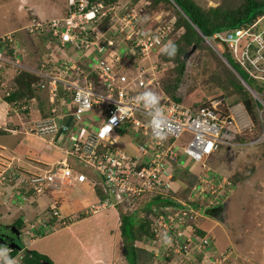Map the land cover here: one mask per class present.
Returning <instances> with one entry per match:
<instances>
[{"label":"built area","instance_id":"2783aa9c","mask_svg":"<svg viewBox=\"0 0 264 264\" xmlns=\"http://www.w3.org/2000/svg\"><path fill=\"white\" fill-rule=\"evenodd\" d=\"M106 18L110 21L109 26L94 30ZM115 19L121 22L120 26L114 24ZM144 28L137 21L136 12L129 11L117 18L114 5L105 0H68L64 16L45 22L33 19L29 28L31 36L48 30L55 37L52 44L59 43L61 51L72 46L85 58L94 47L99 52L112 54L114 64L106 58H99L85 69L68 57L55 67L53 73L43 63L39 68L23 64L17 41L11 34L0 39V74L10 68L39 76L42 82L37 89L47 91L49 116L33 122L30 132L38 136L48 135L50 142L64 144L60 147L64 156L47 170L14 173L20 184L19 191H16L21 201L27 202L41 194L52 197L55 191L85 181L96 187L95 180L74 173L68 161L70 158L100 175L108 196L98 198L83 212L69 215L61 212L59 201L53 196L48 207L32 224H24L20 241L26 244V239L32 241L42 232L52 231L57 226L65 227L84 216L116 210L120 205L129 209L144 194H152L173 201L154 210L153 234L147 238L146 244L157 259L155 264H224L231 259L232 250L217 251L212 237L208 238L201 229L203 234L197 233V223L209 217V209L223 203L226 190L231 187L228 178L212 171L208 160L223 146L235 148L264 142V14L247 27L215 33L204 39L210 43L218 38L220 42L215 43L223 50L224 43L227 47L224 54H228L255 86L237 75L240 84L257 104L259 133L245 144H240V139L247 131L251 132L254 125L244 107L242 111L246 117L240 119L242 115L238 117L241 113L235 108L227 109L228 114L223 112L221 100H210L194 110L162 91L156 77L159 63L149 60L168 44L172 27ZM118 31L124 33L121 43L124 48L139 50L137 66L134 62L129 65L137 68L135 77H128L116 68L120 57L115 52L118 46L113 37ZM58 85L70 91L67 93L69 112L66 108L63 113L57 110ZM4 92L8 97V89ZM24 103V100L20 102L23 110L27 106ZM10 105L12 108L17 106L14 101ZM68 117L69 123L62 121ZM70 123L72 127H69ZM23 125L7 132L28 134ZM127 131L132 134L134 154L116 146V134ZM186 134L190 138L182 146L178 140ZM188 161L200 168L197 183L191 186L187 198H173L177 192L174 182L181 165ZM7 179L5 170H2L1 195ZM12 250L9 244H0V262L7 264L13 260L14 264H22L23 250L11 256Z\"/></svg>","mask_w":264,"mask_h":264},{"label":"rangeland","instance_id":"374dc122","mask_svg":"<svg viewBox=\"0 0 264 264\" xmlns=\"http://www.w3.org/2000/svg\"><path fill=\"white\" fill-rule=\"evenodd\" d=\"M65 1L66 0H0V39L5 38V35L10 36L11 34L12 38L15 41H18L20 45L22 43L24 44L25 41L22 39V37L24 35L27 36V33L31 35V33L29 32V28L33 20L32 18L36 17V19H38L39 21H46L56 15L59 16L65 14V12H67V3ZM241 1L242 0H195V2H198L199 4L203 5V7L205 8L225 5L226 9L229 7L233 8L235 6H238L241 3ZM169 12H172L171 7L167 5L165 7L163 5H158L156 11L151 12V14L153 17L160 19L161 17L167 15ZM139 23L142 24L143 27L148 28V29L144 28L145 30H149V26L155 24L154 22L151 25L146 24L145 21H141ZM26 28L28 31L26 30ZM123 37H124L123 32L118 31L115 34L113 40L115 41V44L117 46L122 45L121 43ZM210 43L204 40L203 43H200V45L195 48V51L190 53L188 56L185 55L188 52H190L191 48L184 47L185 50V53L183 55V63L185 67L184 72L183 75L180 77L181 81L178 86V91L171 92V94H174L175 96L177 95L179 98H181L183 104L186 106H190L192 104H198L197 106H200L208 103L210 100H221L222 101L221 110L223 112L228 114L227 109L235 108V110L237 109L241 113L238 115V117L242 115L240 119H245L246 115L243 113L244 111H242V108L244 106L242 104V101L237 99L238 98L237 94L225 91L226 87L222 89L223 82L226 83L225 75L227 74L226 73L227 65L225 59L226 60L228 59L230 66L234 69L237 75L241 74V76L246 80L247 78L244 75L245 73L241 71L240 68L232 60H230L229 56L224 54L225 52L223 48H219V46L212 40L210 41ZM126 53H128L131 57L132 51L130 52L129 50L126 51ZM156 57H155L156 61L157 60L162 61V63H160L161 66H159V64L157 65L158 68H157L156 77L172 79V81H174L177 78V72L175 70L177 64L175 60L173 62L172 60L166 61L167 59L163 58L159 54ZM155 58L153 60H155ZM126 59L125 62H128V60ZM120 69H123L121 70V72L126 74L128 77H135L137 75V68L135 69L132 66H127V64H125V66L121 65ZM11 71L12 73L9 74V76L11 77L10 80L8 81L9 83L7 82L6 87L1 86L2 80L0 77V91H2L1 92L2 95H0V97H2V99H3L4 89L12 88V84L15 82L14 81L15 77L18 76L19 73L21 72V70L19 69L17 70L12 69ZM234 71L232 70L235 76L234 78L235 80H237L236 81L237 84L241 85L240 80L238 76L234 73ZM229 91H236V90L233 87H229ZM242 93L246 94V96H248L252 100L257 114V107L250 93L247 91ZM165 94L168 97L169 95H171V94L168 95V93ZM39 97H41L40 99L42 100L43 95L40 94ZM42 101L44 102V100ZM29 103L31 105V102ZM46 106L47 105L44 106L43 103V113L40 112L41 109L39 110L38 108L34 107L33 110L30 111V113L36 115V117H34L32 120H25L24 122H20V124L23 125L24 123L23 126L26 127L29 135L31 134L35 135L40 140L44 139L45 143L47 144L48 142L49 145V144H54V142H50L49 140L50 136L48 135L38 136L34 132L33 133L30 132V130L32 129L31 127H33V122L39 121L40 117H43L42 115H45L47 110ZM11 114L12 113H10V108H9V115ZM31 114L27 116L28 114L24 113L22 116H27L26 118H29ZM234 114L236 115V113ZM257 121H258V115H257ZM254 122L252 121L253 125ZM28 123H30L31 125ZM68 125L69 127H72V123ZM17 128H18V124L14 125L13 127H8L5 130L17 129ZM1 130H3L2 126L0 132H2ZM88 132H89L88 130L85 131V136H84L85 138L88 136ZM258 133H259L258 130H256V135ZM189 138H190L189 135L187 134L183 135L179 138L178 143L184 146L189 140ZM28 140L29 142L33 143L32 137H28ZM125 143L131 145L132 134H130L129 131H127V133H122V134L117 133L116 146L118 148L131 151V153L134 154L135 151L132 150L131 147L128 148V146H126ZM245 143L248 142L244 141L241 142L240 144H245ZM54 145L56 146L55 148H60L64 146L63 143L54 144ZM256 145H261V146L258 149L254 148V145H247V146L243 145L235 148L223 146L207 162V164L211 169L213 167L214 170V166L218 167L217 169L219 171H222L226 174L223 175V177L228 178L229 176H231L230 178L234 179L236 183H238L237 186H232L226 190L227 194L228 193L231 194L229 199H227L229 201L228 209H229L230 224L227 223V226H223L217 221H215L213 217H209L213 220L212 222L214 223L216 222L217 226H215L212 230H210L209 233H206V236L208 238L212 237L214 247L216 246L218 247V249L216 248L217 251H222L224 249L232 250L231 259L224 264H264V142L258 143ZM63 156L64 155L62 154V157ZM57 161L58 160L53 162L41 163L39 161L33 160V163L36 164V168H37L36 170H40L41 172H43ZM75 163L76 162L73 160V158H71L70 159L71 166L73 165L74 167H76V169H78L79 172L83 173L87 178H92L97 176V178L95 179L96 183L97 184L101 183L102 177L100 175L98 176L95 171L88 169L80 164H78L79 165L78 166ZM215 163H217L218 165H215ZM195 166H197V164H195ZM192 169H195V167H192L191 171ZM32 170L28 169V171L25 170H21V171H23L25 174L27 172H33ZM182 174L185 175L186 173L183 171ZM196 177L197 174L194 180H191V178H189L188 182L191 180L190 184L185 180L182 181L181 179H177V184L180 187L178 189V192L173 195L183 199L187 198L191 194V186L197 183V181L195 182ZM13 180L14 182H16V185L20 188V184L16 180V177H13ZM9 181L11 180L8 178L6 183H4V186H6V184H8ZM64 190L65 189L62 188L60 191H55L52 197L54 196L57 199V201L61 200L60 194H62ZM40 196L47 197V195L45 194H41L39 195V197ZM1 197L2 195L0 194V198ZM230 200L232 201L230 202ZM158 203L159 204L162 203L161 200H159ZM152 204L153 201L150 202L149 205L145 204L146 209L150 208ZM21 205L23 206L26 205L25 208H27L31 204L22 202ZM37 217L27 220L28 223L32 224V222L35 221ZM132 219L134 218L132 217ZM226 220H227V214H226ZM0 224L2 223L0 222ZM197 225L204 226V224L202 225V223L200 224V222H198ZM8 226H12V224ZM60 228H62V226L55 227V229H60ZM205 228L209 229L206 226ZM9 234H10L9 228L4 225H0V235L8 236ZM45 234L47 233L42 234V236ZM22 244L23 245L21 246L23 247L24 250H28L29 246L31 245L29 240L27 239H26V244L24 243ZM251 247H255L252 249H255V251H257L254 257L255 259L254 258L251 259L252 258L250 254ZM246 253L248 254L247 257L248 260H246ZM0 264L3 263L0 262Z\"/></svg>","mask_w":264,"mask_h":264},{"label":"crops","instance_id":"0c3cea01","mask_svg":"<svg viewBox=\"0 0 264 264\" xmlns=\"http://www.w3.org/2000/svg\"><path fill=\"white\" fill-rule=\"evenodd\" d=\"M61 16H64V14L59 16L56 15L50 19ZM22 39L26 42L28 53L35 52L36 54V56L32 58L31 62L28 61L32 64V68H39V64L41 62L39 63L38 60H41V56H43L44 60L47 57L48 61L42 63L46 65L47 70L51 73L54 72V69L57 65L61 64L60 62L68 59V57H70L69 60L75 62L85 69H88L89 63L99 58H106L109 62L114 64L113 58H111L112 54L110 56L108 53L105 54L106 52H99L98 49L94 47L87 52L85 58H82V55L77 53L76 49L72 46L67 47L63 52L58 48L60 45L59 43H43L39 36L30 37L28 35H24ZM123 45L118 46V48L115 50L117 55L120 57V60L118 61L120 64H116V68L120 71L123 70L120 69L121 65L125 66V64H127V66H129L130 62H133V55L131 54L130 57V55L126 53L128 50L124 48ZM25 52L26 49H24V53ZM155 57L156 56L151 57L149 62H155L157 58ZM154 58L155 60H153ZM125 59L128 60V62H125ZM24 64L29 66L26 63ZM11 70H4L1 72L0 76L2 80V87H6L7 82L10 80L11 76H9V74L12 73ZM13 84L12 87L15 86V82ZM1 92L2 91H0V95H2ZM56 92L58 97L55 104L58 112L60 111V113H63L65 108L69 112L70 98L67 93L70 91L65 90L62 85H58ZM4 93L5 92H3V99L0 97V129L1 126L3 127V130H1L2 132H0V172L5 170L6 176L11 181H9L6 186H4L2 197L0 198V222L2 223L0 225L8 226L13 224L16 220H21V222H23L24 220H29L41 215L53 198L49 196H35L32 197L29 202L21 201L20 196L17 194V191H19L20 188L13 180V177H15L14 173L19 170L28 171V169H34L32 170L33 172L37 171L36 164L33 163V160L39 161L41 163L53 162L60 160L63 153L61 148H55V143L48 145V142L46 144L44 139H41V141L35 135L24 134L23 132L17 131L15 133H6V128L13 127L17 124L20 127V122L32 120L34 117H36V115L21 109V106L12 108L10 102L6 101V96H4ZM39 93L43 95L42 100H44V104L47 105L46 113H48V117L50 106L48 105L46 98L47 94L46 92L41 91L38 92V94ZM9 108L10 113H12L11 115H9ZM24 113H27V116L31 114V116L26 118L27 116H22ZM62 121L69 123L70 118H64ZM28 137L33 138V143L29 142ZM125 145L128 146V148H132V146L128 143H125ZM124 150L128 153H131V151L126 149ZM70 159H68L69 164ZM75 164L78 165L77 163ZM215 165L218 164L215 163ZM71 167L74 173H81L73 165ZM192 167H195V169H192L191 171ZM217 168L218 167L214 166L213 170L212 167V171L215 174L219 176L226 175ZM180 169V173H177L178 176L174 182V189H177V192L180 187L177 184V179L188 182L189 178L194 180L196 174L198 175L200 173L199 166H195V164L189 163V161L188 163L186 162L185 164H182ZM183 171L186 173L185 175L182 174ZM96 178L97 176L92 177L91 179L95 180ZM191 180L188 182L189 184ZM60 197L61 200H59V203L61 205V212L67 215L71 213L83 212L86 210V208H88V206H90L92 203H95L99 198L96 194L95 186H92L88 181L77 183L73 187L66 188L62 194H60ZM173 198L180 197L174 195ZM231 201L232 200H230V202ZM22 202L29 203L31 205L25 208L26 205H21ZM225 212L227 214V223H229L230 217L228 206L226 207ZM212 221L213 220L209 217L204 218L203 220L201 219L199 222L200 224L202 223V225L204 224V226H199V228L205 233H209L210 230L217 226L216 222L214 223ZM205 226L209 229H206ZM29 242L31 245L29 246L28 250H34L39 254L48 257L53 264H126L121 259L123 242L119 229V217L117 210L115 209H109L97 215L84 216L83 218L76 220L65 227L60 229L54 228L53 231ZM214 248L218 249L217 246ZM252 248L255 247H251L250 249V254L252 256L251 259H253L257 253V251ZM247 257L248 254L246 253V260H248Z\"/></svg>","mask_w":264,"mask_h":264},{"label":"trees","instance_id":"16d2710c","mask_svg":"<svg viewBox=\"0 0 264 264\" xmlns=\"http://www.w3.org/2000/svg\"><path fill=\"white\" fill-rule=\"evenodd\" d=\"M94 1V0H92ZM114 5L116 16L120 18L121 16L127 14L129 11H134L137 13V21H145L146 24H153L149 26V29L152 28H160L165 29L166 27H172V35L168 39V47H163L161 49V55L163 58H166V61L172 62L175 60L177 66L175 68L177 72V78L172 81V79L158 78L157 82L162 89L163 92L171 94V92H177L178 86L180 84V77L184 72V63H183V55L185 53L184 47L196 46L198 47L200 43H203L205 36L210 38L215 33H223L229 31L231 29H238L241 27H247L251 25L258 17L264 14V0H242L238 6L233 8H227L226 6H216V7H203V5L195 2V0H105ZM158 5H163L164 7L167 5L172 8V12H169L164 17L160 19H155L152 16L151 12L156 11ZM67 12H65L66 14ZM166 13V12H165ZM32 19H36L33 17ZM38 20V19H36ZM39 21V20H38ZM42 22V21H41ZM110 21L108 18L104 19L103 22L94 28L98 30H103L108 27ZM114 24L117 26L121 25L119 20H114ZM92 26H90L91 29ZM28 31V30H27ZM29 36V35H28ZM40 40L43 43H52L55 40V37L48 30L42 31V34L38 35ZM175 46V53L173 55H169L171 51V46ZM19 49L23 53V63L32 67L31 62L32 58L36 56L35 52H29L26 47V42L23 44H19ZM24 49L26 52L24 53ZM11 49H9V53L11 54ZM45 55V54H44ZM133 62L137 66V60L140 57V53L138 48L133 49ZM158 55V54H157ZM228 56V54H226ZM41 60L38 62L42 63L48 61L47 57L43 58L41 56ZM231 60V59H230ZM228 62V59H227ZM40 63V64H41ZM159 66L162 61L158 60ZM235 63V62H234ZM39 64V65H40ZM229 64V62H228ZM236 64V63H235ZM227 65V64H226ZM237 65V64H236ZM233 66V64H232ZM238 66V65H237ZM225 67V66H224ZM228 67V68H227ZM239 67V66H238ZM240 68V67H239ZM226 83L223 82V87H225V91L232 92L237 94L240 101L244 106L246 113L249 115L251 121L254 122V129L251 132L245 133L240 141H247L256 135V130L258 127L257 114L255 111V106L252 100L243 94L242 92H246L244 88L237 84V80H235V76L231 70V68L226 66ZM233 69V68H232ZM234 70V69H233ZM241 71H243L240 68ZM244 72V71H243ZM246 76V74H244ZM241 76V74H239ZM241 78H243L241 76ZM247 78V76H246ZM244 79V78H243ZM245 80V79H244ZM15 86L8 89L9 96L6 97V101L15 102L18 107L21 106L20 102L25 101L26 112H30L34 107L38 108L41 113H43V101L39 97L40 92L37 87L42 82L39 76L31 75L26 72H20L18 76L15 77ZM250 85L254 86L252 82L248 81V78L245 80ZM229 87H233L236 91H229ZM255 87V86H254ZM259 89V88H258ZM260 90V89H259ZM47 92V91H41ZM169 97L177 102L183 103L181 98L174 94L169 95ZM27 101L31 102L28 104ZM34 103V104H32ZM37 103V104H35ZM198 104H192L189 107L192 109H196L200 106ZM257 105V104H256ZM45 106V104H44ZM259 106V105H258ZM260 107V106H259ZM48 113L42 115L43 118L47 117ZM257 121V122H256ZM252 134V136H251ZM261 145H254V148L258 149ZM232 175V174H231ZM228 177L231 187L237 186L238 183L234 179ZM103 184H97L96 194L99 198L108 197L107 194L103 190ZM230 193L225 196V199H229ZM161 200L162 203H158ZM153 201V204L150 208L146 209L145 204H150ZM173 203L171 199H165L163 196H155L144 194L141 198L137 199L131 208H124L122 205L117 206L116 210L119 216V229L123 242V249L121 254V259L126 264H155L156 260L152 252L150 251L149 246L146 244V240L148 237H151L152 226L155 219V209H161L164 205H168ZM219 207H213L207 211V215L209 217H213L216 212L219 210ZM132 217L134 219H132ZM21 220H16L12 226L15 228L21 227ZM7 227V226H6ZM197 227V233L203 234L202 231ZM15 240V239H14ZM19 240H15L18 246L16 249L11 251V256H16L19 250H23L21 243ZM5 244H9L8 240L4 241ZM24 255L22 257V264H53L52 261L44 256L39 254L34 250H23ZM169 260V257L166 258Z\"/></svg>","mask_w":264,"mask_h":264},{"label":"water","instance_id":"95a60500","mask_svg":"<svg viewBox=\"0 0 264 264\" xmlns=\"http://www.w3.org/2000/svg\"><path fill=\"white\" fill-rule=\"evenodd\" d=\"M205 39V36H202ZM215 42H220L219 39L217 38L215 40ZM225 52H227V47L224 43H222ZM196 46H192L190 52H188L185 56H188L190 53L195 51ZM184 56V57H185ZM226 64L232 69V67L230 66V64H228V62L225 60ZM234 71V70H233ZM234 73L237 75V73L234 71ZM239 78V77H238ZM229 201L226 199L223 201V203L220 205L219 210L216 212V214L213 216V218L215 219V221H217L218 223H220L223 226H227V220H226V207L228 206ZM10 234L7 235H0V244L3 243L5 240H8L9 242V246L12 249H16L18 246L17 242H15V240H17V237L19 235V232L17 229H15L14 227H10ZM15 239V240H14Z\"/></svg>","mask_w":264,"mask_h":264},{"label":"clouds","instance_id":"9594fccd","mask_svg":"<svg viewBox=\"0 0 264 264\" xmlns=\"http://www.w3.org/2000/svg\"><path fill=\"white\" fill-rule=\"evenodd\" d=\"M68 2V0H66V3ZM65 15V14H64ZM48 21V20H47ZM26 30H27V28H26ZM27 35H29L28 33H27ZM29 36H31V35H29ZM20 44V43H19ZM16 45H18V41H17V43H16ZM18 48L20 47V46H17ZM165 47H168L167 45L165 46ZM19 51H20V49H19ZM21 52V51H20ZM175 53V46L174 45H172L171 46V51L169 52V55H173ZM21 54H23L22 52H21ZM22 60H23V57H22ZM10 69V68H9ZM8 69V70H9ZM107 129H105V131H106ZM103 134V133H102ZM29 202V201H28ZM60 204V203H59ZM49 205V204H48ZM221 205V204H220ZM48 207V206H47ZM46 207V208H47ZM44 212V211H43ZM81 218H83V217H81ZM80 218V219H81ZM79 220V219H78ZM26 222H28L27 220H24L23 222H22V224H21V227L20 228H15V229H17L18 230V232H19V235H18V237H17V240H19V242L21 243V245H23L22 244V242L20 241V232H21V229L23 228V226H24V224L26 223ZM8 228H10V227H13V226H7ZM50 232V231H49ZM44 233H46V232H43V234ZM48 233V232H47ZM40 236H42V233L41 234H39V237ZM38 237V238H39ZM4 243V242H3ZM3 243H1V244H3ZM22 249H23V247H22ZM24 250V249H23ZM7 264H14V261L13 260H10V261H8L7 262Z\"/></svg>","mask_w":264,"mask_h":264},{"label":"bare ground","instance_id":"6f19581e","mask_svg":"<svg viewBox=\"0 0 264 264\" xmlns=\"http://www.w3.org/2000/svg\"><path fill=\"white\" fill-rule=\"evenodd\" d=\"M209 43V42H208Z\"/></svg>","mask_w":264,"mask_h":264}]
</instances>
